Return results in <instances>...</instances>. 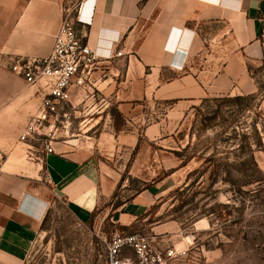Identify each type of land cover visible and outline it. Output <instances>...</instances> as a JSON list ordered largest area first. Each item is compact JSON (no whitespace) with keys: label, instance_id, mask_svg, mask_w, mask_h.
Returning <instances> with one entry per match:
<instances>
[{"label":"crops","instance_id":"crops-1","mask_svg":"<svg viewBox=\"0 0 264 264\" xmlns=\"http://www.w3.org/2000/svg\"><path fill=\"white\" fill-rule=\"evenodd\" d=\"M68 1L0 0L1 63L48 56ZM82 18L90 19L87 26H78L87 44L110 55L90 84L71 89L69 98L72 106L85 101L91 107L99 94L101 109L81 134L51 142L53 152L19 141L42 97L38 86L0 67V264L25 263L53 196L80 220L91 219L112 197L120 172H142L147 155L164 157L151 145L167 136L166 129L175 131L174 125L199 101L256 91L250 71L264 64V0H88ZM211 23L220 25L219 35L206 40L204 26ZM219 38H226L229 54L211 79L200 77L190 65ZM167 103L162 118H148L152 104ZM109 104L122 116L123 126L115 130L110 120L89 135ZM149 188L120 206L121 226L146 212L153 201L150 192L158 187Z\"/></svg>","mask_w":264,"mask_h":264},{"label":"rangeland","instance_id":"rangeland-1","mask_svg":"<svg viewBox=\"0 0 264 264\" xmlns=\"http://www.w3.org/2000/svg\"><path fill=\"white\" fill-rule=\"evenodd\" d=\"M79 1L69 0L67 7L73 9ZM218 26H204L206 40L218 38ZM213 43L190 65L200 77L211 79L229 54L226 38ZM0 67L7 70L1 61ZM250 72L254 93L231 92L199 101L174 125L175 131L166 129L167 136L151 145L164 157L147 155L142 172H120L123 180L115 197L101 204L91 219L80 220L65 201L53 196L45 226L24 264H105L109 242L131 234L147 238L154 247L185 250L174 264H264V64ZM94 95L95 106L70 102L68 116L59 117L50 137L27 142L44 148L81 134L99 116L101 96ZM238 96L244 99L235 101ZM169 105L152 104L148 118H162ZM113 109L109 104L89 135L98 134L110 120L114 128ZM247 142L254 164L247 147L243 149ZM167 152L173 162L166 159ZM42 180L48 186L46 175ZM152 185L158 188L150 192L153 201L146 212L130 226H121L120 207H114Z\"/></svg>","mask_w":264,"mask_h":264},{"label":"built area","instance_id":"built-area-1","mask_svg":"<svg viewBox=\"0 0 264 264\" xmlns=\"http://www.w3.org/2000/svg\"><path fill=\"white\" fill-rule=\"evenodd\" d=\"M87 1L80 0L75 8L64 10L48 56L17 57L5 63L7 70L26 85L38 86L42 97L38 111L30 117L19 135L20 142L50 137L59 117L68 116L66 110L70 103V90L84 89L89 85L102 59L110 55L108 51L101 53L97 47L87 44L82 29L90 22V19L82 18ZM79 25L82 28L79 29ZM50 143L44 145L46 153L53 152ZM185 253V250L178 251L175 247H154L147 238L131 234L109 242L105 264H174Z\"/></svg>","mask_w":264,"mask_h":264},{"label":"trees","instance_id":"trees-1","mask_svg":"<svg viewBox=\"0 0 264 264\" xmlns=\"http://www.w3.org/2000/svg\"><path fill=\"white\" fill-rule=\"evenodd\" d=\"M234 99H235V101H240V100H242V99H244V98L238 96V97H235ZM205 100H207V99H206V98L202 99V100H201V103L205 102ZM111 115H112L113 118H114V129H115V130H118V129H117V126H118V125H121V124H122V125L124 124L123 119H121L122 116L120 115V113L118 112V110H117L116 108L112 110V114H111ZM121 120H122V121H121ZM255 142H256V147H257V146L259 147V146H261V144H262V143H261V139H260L258 133H257V135H256V141H255ZM249 146H250V145H248V142H247V143H245L243 149H245V148L247 147V150H248V154H247V156H248V158H249V161H251V163L254 164V161H253V151L250 149L251 147H249ZM122 180H123V177H121V179H120V181H119V183H118V185H117V188L120 186ZM117 188H116V189H117ZM142 190H143V189L136 191L135 194L131 196V198H132L133 196L139 194ZM115 193H116V190H115V192H114L113 195H112V199L115 197ZM131 198H130V199H131ZM127 201H129V200H126V201H124V202H120V203H118V204L114 207V209H118L120 206H122V205H123L125 202H127ZM121 212H123V210H121ZM45 222H46V216H45V219H44V221H43V223H42L41 230H43V228H44V226H45Z\"/></svg>","mask_w":264,"mask_h":264}]
</instances>
